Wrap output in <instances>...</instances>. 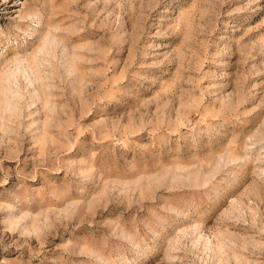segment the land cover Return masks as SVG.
<instances>
[{"label": "rangeland", "instance_id": "rangeland-1", "mask_svg": "<svg viewBox=\"0 0 264 264\" xmlns=\"http://www.w3.org/2000/svg\"><path fill=\"white\" fill-rule=\"evenodd\" d=\"M0 264H264V0H0Z\"/></svg>", "mask_w": 264, "mask_h": 264}]
</instances>
